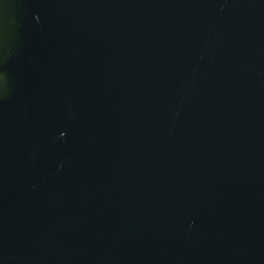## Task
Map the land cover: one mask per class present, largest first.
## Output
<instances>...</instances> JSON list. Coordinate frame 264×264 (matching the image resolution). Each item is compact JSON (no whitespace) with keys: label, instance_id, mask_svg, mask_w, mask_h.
<instances>
[{"label":"water","instance_id":"water-1","mask_svg":"<svg viewBox=\"0 0 264 264\" xmlns=\"http://www.w3.org/2000/svg\"><path fill=\"white\" fill-rule=\"evenodd\" d=\"M0 264H264V0H0Z\"/></svg>","mask_w":264,"mask_h":264}]
</instances>
